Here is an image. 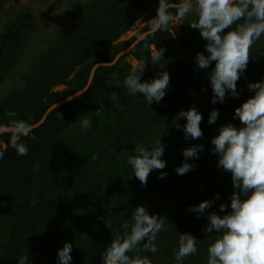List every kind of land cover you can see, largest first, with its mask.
Instances as JSON below:
<instances>
[{"label": "trees", "instance_id": "1", "mask_svg": "<svg viewBox=\"0 0 264 264\" xmlns=\"http://www.w3.org/2000/svg\"><path fill=\"white\" fill-rule=\"evenodd\" d=\"M158 3L91 0L79 7L38 55L24 84L0 99V130L15 128L19 122L31 127L52 105L85 88L95 65L112 62L149 31L145 22L155 16ZM168 3L177 5L180 0ZM168 11L174 14L176 8ZM190 17L177 28L146 36L115 65L98 68L83 95L52 110L40 127L19 138L18 143L28 146L26 155H18L13 147L16 133L0 135V264H17L25 254L31 264H56L57 250L65 242L72 244L71 264H102L105 249L130 231L132 209L138 205L168 221L155 241L154 254L160 257L151 264H175L178 235L185 232L200 237L197 254L186 257L183 264H207V248L216 233L204 234L206 215L197 219L188 208L214 200L207 214L229 201L231 177L217 167L210 140L229 122L241 126L233 118L234 109L253 94L249 82L264 79V52L249 53L247 68L237 82L239 97L226 96L223 103L213 104L208 75L214 65L196 66V53H207L199 30L187 26ZM19 24L18 19L8 20L1 28L0 58ZM142 24L129 40L120 41ZM152 44L165 49L163 60L159 65L147 64L141 79L166 71L168 86L182 92L166 93L159 103L147 106L142 94L127 93L123 81L133 59L151 62ZM191 106L203 117L200 139H185L172 125L176 114ZM213 108L219 116L209 124ZM84 118L93 122L88 130L81 129ZM177 123L182 126L184 118ZM158 139L165 145L166 167L153 170L142 185L131 175L127 158L137 144L149 147ZM192 145H203L204 150L187 161L193 169L179 175L175 168L184 162L182 150ZM161 171L166 173L163 179ZM137 254L146 256V251L129 253Z\"/></svg>", "mask_w": 264, "mask_h": 264}, {"label": "clouds", "instance_id": "2", "mask_svg": "<svg viewBox=\"0 0 264 264\" xmlns=\"http://www.w3.org/2000/svg\"><path fill=\"white\" fill-rule=\"evenodd\" d=\"M168 0H159L156 14L146 21L150 33L168 30L183 25V21L195 15V22L189 25L199 30L205 41L204 52H197L194 60L200 69L214 65L208 75L212 90L211 103H223L226 96L239 97L237 82L247 68L249 49L264 36V0H180L174 5L176 12L168 11ZM241 21H243L241 23ZM176 32L172 37H175ZM165 49L150 46V63L144 60L131 61L129 72L124 78L123 86L127 93L137 97L142 94L147 106L159 103L166 94L170 76L161 71L150 80L141 77L147 64L159 65L163 60ZM248 89L253 94L234 109V119H239L241 126L231 122L221 126L210 140L211 152L217 156V167L229 173L233 192L229 204L219 205L218 215L215 212L206 214L214 200H203L198 205L189 206L188 211L196 214L197 219L206 215L207 224L204 234H217V238L208 246L207 264H264V79L249 82ZM80 93H76L78 97ZM73 97H68L71 100ZM56 106V105H55ZM102 107V106H101ZM98 113L101 109L96 110ZM219 116L218 109L213 108L208 116V123L213 124ZM184 118L181 126L177 121ZM203 117L195 106L180 110L172 125L180 129L185 139H200L203 132L200 123ZM93 126L90 118L81 121V129L88 130ZM16 135L13 147L18 155L28 153V146L17 141L27 136L31 127L24 122L15 125ZM164 147L158 139L153 145L145 147L137 144L127 158V163L142 185L153 170H163L166 161L162 159ZM204 150L203 145H192L182 150L184 162L175 171L184 175L191 171L193 164L189 159L198 158ZM3 153L0 152V158ZM166 173L161 171L159 178ZM219 199V195L215 197ZM230 208V211L226 209ZM130 231L117 238L105 249L102 264H151L147 256L129 253L141 250L156 253L155 241L164 230L163 216L149 214L146 207L138 205L132 209ZM168 222V221H167ZM198 239L190 233L178 235L175 249V264H183L186 257L197 254ZM72 244L65 242L57 250L56 264H71ZM17 264H31L28 256H21Z\"/></svg>", "mask_w": 264, "mask_h": 264}, {"label": "rangeland", "instance_id": "3", "mask_svg": "<svg viewBox=\"0 0 264 264\" xmlns=\"http://www.w3.org/2000/svg\"><path fill=\"white\" fill-rule=\"evenodd\" d=\"M89 1L91 0H0V30L8 20L20 21L8 38L0 58V99L10 90L24 84V76L32 72L38 55L53 42L77 9ZM195 20L196 16H191L187 26L192 28L189 24ZM254 51L264 52V36L249 49V53ZM181 92V88L171 86L166 90L171 95ZM228 204L229 201L225 205ZM226 210L230 211V208ZM214 212L223 214L219 209ZM196 235L197 238L200 237L199 233ZM216 238L217 234L213 241ZM146 256L152 263L160 257L149 252H146Z\"/></svg>", "mask_w": 264, "mask_h": 264}, {"label": "water", "instance_id": "4", "mask_svg": "<svg viewBox=\"0 0 264 264\" xmlns=\"http://www.w3.org/2000/svg\"><path fill=\"white\" fill-rule=\"evenodd\" d=\"M169 8H175V7H174V5H170ZM143 26H144V24L140 25V26L138 27V29H136L135 31L129 33L126 37L120 39V41H127V40H129V39H130L132 36H134V35H135L140 29H142ZM150 34H153V33H150L149 31H147V32L141 34V35H140V36H139V37H138V38H137V39H136V40H135V41H134V42H133L128 48H126L125 50H123L122 52H120L119 54H117V56L113 59L112 62H110V63H99V64L95 65V66L91 69V71H90L89 78H88V82H87L85 88H83L81 91L77 92V93H80V92H81V94H80L78 97H80L81 95H83V94L87 91L88 87L90 86V84H91V82H92V79H93L94 73H95V71H96L98 68H100V67H111V66L115 65V64L118 62V60H119V58H120L121 56H123V55L127 54L129 51H131V50H132V49H133V48H134V47H135V46H136V45H137L142 39H144L146 36H148V35H150ZM70 97H73V98H72L71 100H69L68 98H66L65 100H63V101H61V102H58V103L52 105L50 108H48V110L45 112V114L43 115V117L41 118V120H40L38 123H36L35 125L31 126V130H34V129L40 127L41 124L45 121V119H46V117L48 116V114H49L52 110H54L55 108L60 107V106H62V105H64V104H66V103H68V102H70V101H72V100L78 98V97L76 96V93L73 94V95L70 96ZM55 105H56V106H55ZM4 133H16V128L9 127V128H5V129L0 130V135H2V134H4Z\"/></svg>", "mask_w": 264, "mask_h": 264}]
</instances>
